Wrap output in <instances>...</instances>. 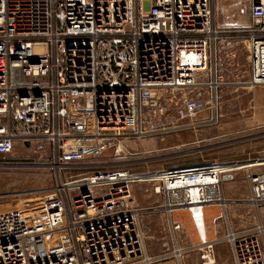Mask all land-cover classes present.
Listing matches in <instances>:
<instances>
[{"label":"built area","instance_id":"2783aa9c","mask_svg":"<svg viewBox=\"0 0 264 264\" xmlns=\"http://www.w3.org/2000/svg\"><path fill=\"white\" fill-rule=\"evenodd\" d=\"M238 13L251 25L223 31L215 0H0V162L18 139L45 138L62 175L111 150L123 158L129 138L211 123L200 121V102L214 113L226 39H246L248 85L264 86V0H241ZM233 164L167 168L153 178L98 170L62 185L33 211L0 213V264L181 263L188 249L177 240L176 210L192 216L202 264H217L219 241L230 245L233 264H264V218L229 226L219 241L206 237L204 208L226 211L223 185L246 166ZM253 164L245 168L262 161ZM153 180L174 239L173 250L158 257L149 253L144 213L132 196L134 183ZM246 180L245 203L258 212L264 171ZM73 184L80 192L69 201Z\"/></svg>","mask_w":264,"mask_h":264},{"label":"rangeland","instance_id":"374dc122","mask_svg":"<svg viewBox=\"0 0 264 264\" xmlns=\"http://www.w3.org/2000/svg\"><path fill=\"white\" fill-rule=\"evenodd\" d=\"M238 6V0H215V22L219 29L234 31L251 25L249 17L238 13ZM245 40L244 37L232 38L220 44L222 63L219 65L221 89L218 104L213 113L201 100L200 121L211 122L203 127L129 138L123 141L120 154L123 158L111 150L100 158L81 164L92 167L62 175L54 168V149L49 141L45 138L26 142L18 139L13 154L6 159L15 162L16 168L0 176V213L13 209L33 211L46 197L60 195V186L93 175L98 170H128L134 175H145L208 162L240 164L263 160L264 86L251 88L248 85L250 74ZM254 170L257 168L231 172L229 175L233 177L222 188L224 197L228 200L231 194L233 199H242L240 194L250 192L246 175ZM75 185L67 187L69 201L80 192ZM158 185L159 182L154 180L139 182L133 184L132 190L135 204L144 213L142 223L149 253L155 257L168 253L174 246L169 230L170 218L161 208L165 196L155 192ZM204 214L208 239L218 241L220 236V240L225 237L231 226L227 212L221 206L210 205L205 207ZM172 220L183 226L182 232L177 233V240L181 247L188 249L181 263L172 264H202L199 252L194 249L200 239L190 212L176 210ZM219 251L226 261L230 259L231 247L227 242H218L215 247L217 257Z\"/></svg>","mask_w":264,"mask_h":264},{"label":"crops","instance_id":"0c3cea01","mask_svg":"<svg viewBox=\"0 0 264 264\" xmlns=\"http://www.w3.org/2000/svg\"><path fill=\"white\" fill-rule=\"evenodd\" d=\"M238 2L240 4L241 0H238ZM260 161H262V164H259L261 166L259 168H257V170L251 171V173L258 172V171H264V159L260 160ZM246 164L248 166H250L249 164H251V163H246ZM253 166H255V165H253ZM249 188H250V186H249ZM229 196H230V198L228 199L229 204H228L226 212L228 214V221H230V223H231L230 225L232 228L241 229V228L251 227L258 221L259 218H264V207L262 209H260V211L257 212L245 203L246 199H248V197L250 196L249 191H247V192L245 191L242 194H240V196L243 197L242 199H233L231 197L232 196L231 194ZM216 206H218V205H216ZM204 210H205V208H204ZM204 220H205V214H204ZM228 226H229V224H228ZM205 227H206V224H205ZM206 232H207V229H206ZM220 237H219V239H220ZM219 239H218V241H219ZM213 241H215V240H213ZM217 244H216V246H217ZM220 252L222 253V251L218 252L219 260H218V257L216 255V252H215L217 264H218V261L220 264H233L232 250H231V257L227 261L225 260L224 254L220 255Z\"/></svg>","mask_w":264,"mask_h":264},{"label":"flooded vegetation","instance_id":"af4514ba","mask_svg":"<svg viewBox=\"0 0 264 264\" xmlns=\"http://www.w3.org/2000/svg\"><path fill=\"white\" fill-rule=\"evenodd\" d=\"M15 162H11L9 160H4L0 162V176L7 173V170H11L16 168Z\"/></svg>","mask_w":264,"mask_h":264},{"label":"bare ground","instance_id":"6f19581e","mask_svg":"<svg viewBox=\"0 0 264 264\" xmlns=\"http://www.w3.org/2000/svg\"><path fill=\"white\" fill-rule=\"evenodd\" d=\"M252 164V165H251ZM251 164H249L251 167H255V166H253L254 164L253 163H251ZM237 165H241V166H244V165H246L247 167H250V166H248L246 163H240V164H237ZM235 166V164H230V165H228L227 166V168L228 169H231V168H233ZM246 166H244V167H241L240 169H243V168H245ZM137 176H142V175H137ZM142 177H145V178H153L154 177V175L153 174H145L144 176H142ZM231 178L233 177V176H230ZM205 232H206V227H205ZM206 237L208 238V236H207V232H206Z\"/></svg>","mask_w":264,"mask_h":264}]
</instances>
